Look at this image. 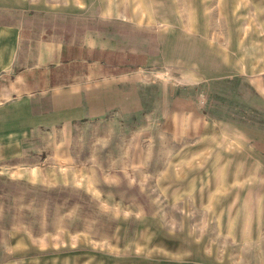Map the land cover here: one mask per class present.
<instances>
[{
	"label": "rangeland",
	"instance_id": "1",
	"mask_svg": "<svg viewBox=\"0 0 264 264\" xmlns=\"http://www.w3.org/2000/svg\"><path fill=\"white\" fill-rule=\"evenodd\" d=\"M0 264H264V0H0Z\"/></svg>",
	"mask_w": 264,
	"mask_h": 264
},
{
	"label": "crops",
	"instance_id": "2",
	"mask_svg": "<svg viewBox=\"0 0 264 264\" xmlns=\"http://www.w3.org/2000/svg\"><path fill=\"white\" fill-rule=\"evenodd\" d=\"M44 35H46V37L40 35L41 39L47 40L45 45L46 51L42 57L46 60H50L51 58L55 59L56 57L59 59L62 56L63 43L56 37H51L53 36L52 34H47V32H45Z\"/></svg>",
	"mask_w": 264,
	"mask_h": 264
}]
</instances>
